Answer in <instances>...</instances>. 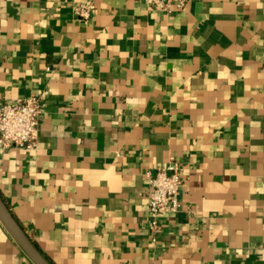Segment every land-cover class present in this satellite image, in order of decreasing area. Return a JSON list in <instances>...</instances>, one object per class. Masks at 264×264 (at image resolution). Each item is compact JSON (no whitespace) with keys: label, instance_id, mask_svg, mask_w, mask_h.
Returning <instances> with one entry per match:
<instances>
[{"label":"crops","instance_id":"1","mask_svg":"<svg viewBox=\"0 0 264 264\" xmlns=\"http://www.w3.org/2000/svg\"><path fill=\"white\" fill-rule=\"evenodd\" d=\"M80 1L0 0V103L42 100L36 146L0 149L15 221L50 264H264V0ZM0 264H33L1 223Z\"/></svg>","mask_w":264,"mask_h":264},{"label":"built area","instance_id":"2","mask_svg":"<svg viewBox=\"0 0 264 264\" xmlns=\"http://www.w3.org/2000/svg\"><path fill=\"white\" fill-rule=\"evenodd\" d=\"M157 11L169 12L184 9L186 0H146ZM74 14L81 20H87L94 9L91 0H83L72 6ZM42 107L38 95L23 100L0 103V149L36 146L37 122ZM147 212L150 233L155 236L160 231V218L164 214L180 211L178 190L182 183L180 168L176 162L158 167L154 174L146 171Z\"/></svg>","mask_w":264,"mask_h":264},{"label":"water","instance_id":"3","mask_svg":"<svg viewBox=\"0 0 264 264\" xmlns=\"http://www.w3.org/2000/svg\"><path fill=\"white\" fill-rule=\"evenodd\" d=\"M0 223L12 238V240L18 245L21 251L27 256V258L33 264H50L37 248L30 242L26 234L20 228L15 221L3 200L0 197Z\"/></svg>","mask_w":264,"mask_h":264}]
</instances>
